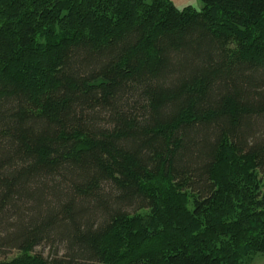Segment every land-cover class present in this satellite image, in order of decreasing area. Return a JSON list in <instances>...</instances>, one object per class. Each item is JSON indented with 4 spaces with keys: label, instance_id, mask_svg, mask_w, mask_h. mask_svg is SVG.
<instances>
[{
    "label": "trees",
    "instance_id": "obj_1",
    "mask_svg": "<svg viewBox=\"0 0 264 264\" xmlns=\"http://www.w3.org/2000/svg\"><path fill=\"white\" fill-rule=\"evenodd\" d=\"M202 2L0 0V264L264 253V0Z\"/></svg>",
    "mask_w": 264,
    "mask_h": 264
},
{
    "label": "rangeland",
    "instance_id": "obj_2",
    "mask_svg": "<svg viewBox=\"0 0 264 264\" xmlns=\"http://www.w3.org/2000/svg\"><path fill=\"white\" fill-rule=\"evenodd\" d=\"M172 5L178 10H184L187 7L194 8L197 11L203 9L202 0H170ZM37 253H41L45 259L52 261L54 259V253L48 248H39ZM11 257V256H10ZM59 257H62L60 254ZM2 260V259H0ZM244 264H264V253L253 254L247 257L244 261Z\"/></svg>",
    "mask_w": 264,
    "mask_h": 264
}]
</instances>
